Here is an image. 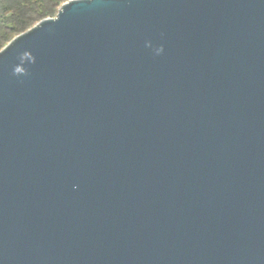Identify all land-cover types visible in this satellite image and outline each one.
Instances as JSON below:
<instances>
[{
  "label": "water",
  "instance_id": "95a60500",
  "mask_svg": "<svg viewBox=\"0 0 264 264\" xmlns=\"http://www.w3.org/2000/svg\"><path fill=\"white\" fill-rule=\"evenodd\" d=\"M0 264H264V0H67L5 45Z\"/></svg>",
  "mask_w": 264,
  "mask_h": 264
},
{
  "label": "trees",
  "instance_id": "16d2710c",
  "mask_svg": "<svg viewBox=\"0 0 264 264\" xmlns=\"http://www.w3.org/2000/svg\"><path fill=\"white\" fill-rule=\"evenodd\" d=\"M67 0H0V50L45 17H55Z\"/></svg>",
  "mask_w": 264,
  "mask_h": 264
}]
</instances>
